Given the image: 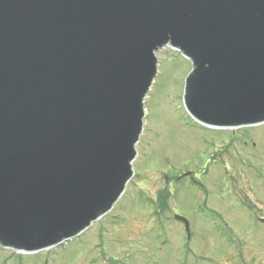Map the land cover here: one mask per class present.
Masks as SVG:
<instances>
[{
  "label": "water",
  "instance_id": "95a60500",
  "mask_svg": "<svg viewBox=\"0 0 264 264\" xmlns=\"http://www.w3.org/2000/svg\"><path fill=\"white\" fill-rule=\"evenodd\" d=\"M166 45L192 60L197 120L264 122V0H0L2 245L48 248L112 209Z\"/></svg>",
  "mask_w": 264,
  "mask_h": 264
},
{
  "label": "rangeland",
  "instance_id": "374dc122",
  "mask_svg": "<svg viewBox=\"0 0 264 264\" xmlns=\"http://www.w3.org/2000/svg\"><path fill=\"white\" fill-rule=\"evenodd\" d=\"M157 58L135 173L114 207L52 247L21 251L0 245V264H204L220 256L225 264L227 234L211 231L206 222L217 221L225 230L218 213L240 230L242 251H264V225L255 216L264 212V122H198L184 104L192 60L171 45L158 50ZM173 213L191 221L189 259L184 226Z\"/></svg>",
  "mask_w": 264,
  "mask_h": 264
},
{
  "label": "flooded vegetation",
  "instance_id": "af4514ba",
  "mask_svg": "<svg viewBox=\"0 0 264 264\" xmlns=\"http://www.w3.org/2000/svg\"><path fill=\"white\" fill-rule=\"evenodd\" d=\"M174 215H175V213H173V216ZM255 216H256V219L264 225V212L263 213L257 212V214ZM217 217L220 218L221 222H224L225 230H223L221 228L220 224L217 223V221L207 220L206 222H207L209 229L211 231L218 232V233L222 232V233L227 234V237H224L223 245L221 247V248H223L222 249L223 253H225L226 250L229 251V253H228L229 258L225 264H264V251H261V252H250V251L244 252V251H242L240 249V246H239V244H240L239 237H240V233H241L240 230H237L236 226L230 221V219L228 218L227 215L218 213ZM180 222L183 224L184 229H185L184 222H182V221H180ZM230 223H232V225ZM190 226H191V221H190ZM186 236L188 239H190V237H188L187 234H186ZM187 243H188V241H186V245L188 246ZM187 246H186V249H188V251L190 252L189 257H188V259H189L191 253L193 252V248H191L189 246L187 247ZM250 254L254 257V259L249 257ZM206 257L207 256H205V258ZM221 257L222 256L218 257L219 262L216 261L214 258L210 257L211 260L207 261L204 264H224L221 261ZM184 264H189V260Z\"/></svg>",
  "mask_w": 264,
  "mask_h": 264
}]
</instances>
